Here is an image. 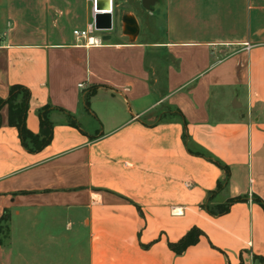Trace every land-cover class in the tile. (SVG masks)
Segmentation results:
<instances>
[{"label":"crops","instance_id":"obj_1","mask_svg":"<svg viewBox=\"0 0 264 264\" xmlns=\"http://www.w3.org/2000/svg\"><path fill=\"white\" fill-rule=\"evenodd\" d=\"M91 1L0 0V224L83 264H264V0H110V29L76 38ZM14 85L39 138L44 111L38 151L8 123Z\"/></svg>","mask_w":264,"mask_h":264},{"label":"rangeland","instance_id":"obj_2","mask_svg":"<svg viewBox=\"0 0 264 264\" xmlns=\"http://www.w3.org/2000/svg\"><path fill=\"white\" fill-rule=\"evenodd\" d=\"M157 22L152 24L153 32L159 31ZM25 222H12L11 229L6 219L0 224V241L10 243L12 264H83V247L74 246L69 240L66 244L67 240L62 238L54 244L39 246L33 223Z\"/></svg>","mask_w":264,"mask_h":264},{"label":"trees","instance_id":"obj_3","mask_svg":"<svg viewBox=\"0 0 264 264\" xmlns=\"http://www.w3.org/2000/svg\"><path fill=\"white\" fill-rule=\"evenodd\" d=\"M16 96L18 97L16 100ZM28 98V92L26 89L14 85L9 87L8 95L4 103L8 104V123L14 126L18 131V137L21 145L28 151H38L43 146H45L50 139L49 126L44 118V111L39 113L40 121V137L31 135L28 133L23 124L25 115V103ZM2 104V101H0ZM27 142L31 143L32 148L27 147ZM216 167H218L222 173V179L216 182V190L221 189L226 186L228 180V169L226 166L221 165L217 161H212ZM240 200L239 198L227 200L226 205L220 207L219 213H224L227 211L229 205ZM199 236V232L196 229H190L178 242L168 244V247L175 253L180 254L187 246L194 244Z\"/></svg>","mask_w":264,"mask_h":264},{"label":"water","instance_id":"obj_4","mask_svg":"<svg viewBox=\"0 0 264 264\" xmlns=\"http://www.w3.org/2000/svg\"><path fill=\"white\" fill-rule=\"evenodd\" d=\"M140 6L148 10L150 6L154 4L156 0H139ZM105 2H108V5L110 3V0H93V5L95 7V10L97 11L96 14L93 16V27L95 30H103V29H110L111 27V15H110V8L108 10L103 9V5ZM125 20L128 23H133V21L130 18H125ZM133 31H135V28H133Z\"/></svg>","mask_w":264,"mask_h":264},{"label":"built area","instance_id":"obj_5","mask_svg":"<svg viewBox=\"0 0 264 264\" xmlns=\"http://www.w3.org/2000/svg\"><path fill=\"white\" fill-rule=\"evenodd\" d=\"M96 10L95 7L93 5V0L90 3V16L93 19V16L96 14ZM94 27H93V22H91L86 29L84 30H74L72 31V34L76 37V38H86L87 35L89 34V32L93 31ZM78 87H81V85L79 84Z\"/></svg>","mask_w":264,"mask_h":264},{"label":"bare ground","instance_id":"obj_6","mask_svg":"<svg viewBox=\"0 0 264 264\" xmlns=\"http://www.w3.org/2000/svg\"><path fill=\"white\" fill-rule=\"evenodd\" d=\"M108 8H110V6L108 5V2H105L103 5V9L108 10Z\"/></svg>","mask_w":264,"mask_h":264}]
</instances>
